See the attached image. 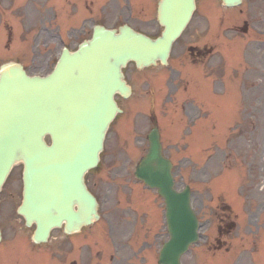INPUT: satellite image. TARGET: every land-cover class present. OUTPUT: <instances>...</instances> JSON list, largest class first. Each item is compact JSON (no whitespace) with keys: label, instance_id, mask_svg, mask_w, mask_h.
<instances>
[{"label":"rangeland","instance_id":"rangeland-1","mask_svg":"<svg viewBox=\"0 0 264 264\" xmlns=\"http://www.w3.org/2000/svg\"><path fill=\"white\" fill-rule=\"evenodd\" d=\"M43 1H40L39 15L31 16L27 22L28 27H25L29 29L28 32L34 34V39L37 33L36 27L40 24L41 42L47 47L44 51L41 49V55L57 52L59 46L56 45L55 35L60 31V34H65V38L69 41L67 45L74 49L82 37L90 34L91 22L94 18L100 17V20L102 18L101 21L107 26L115 24L114 22L120 18L113 20L117 15L118 6L113 8L109 3L106 5V0H104L105 5L98 0H85L88 7L84 8L80 5L79 10L78 7L77 10L74 8L75 15L72 22L65 17L50 15L49 11L42 8ZM119 1L122 2V0ZM101 5L105 6L102 10ZM122 12L123 16L128 14L126 10ZM208 13H203L206 15L201 18L200 43L199 45L191 43L192 46H200L205 42L209 44L212 40V23L209 25ZM219 13L230 14V11L225 10ZM78 17H80L79 23H77ZM133 22L142 25L140 20L133 19ZM146 29L152 31L151 27ZM0 34L3 33L0 31ZM31 39V36H25L23 40L15 39L9 49L0 51V59L15 58L20 55L24 63L26 59L30 62L27 66L29 73L42 71L37 65L38 58L35 57L38 53L30 54ZM187 48L185 39L180 40L171 53L170 60L172 59L173 68L170 66V69L166 68L158 72V75H161L159 77H162L160 80L162 82L158 85L163 91V105L161 109L156 107L158 122L165 129L163 130L164 154L170 157L174 164L176 187L181 189L184 184L190 185L191 203L200 221V239L182 257V263L212 264L211 260L217 258L251 259L253 255L256 258L262 257L261 263L264 264V210H262L264 205V87L257 86L264 82V79L260 77L263 63L260 58L254 59L251 54L248 59L245 60L243 57L236 62V65L234 63L232 68L227 67L228 70H224L228 65L226 57L221 55L208 64V67L213 66L214 73L227 72L223 77L217 75L221 80L217 82L218 89L221 91V86L228 88L229 83L233 82L234 88H238L239 92L243 89L245 101L242 102L241 99L236 101L238 117L225 123L223 121L235 113L227 107L228 101L223 102L219 99L227 98V96L220 97L221 93L213 94V96L200 93L199 98L213 110L211 119L220 123L218 125L221 127L227 126L225 130H218L224 133L222 136L218 137L210 133L208 136L206 131L202 139L200 135L203 132L200 133L198 130L196 133L197 125L186 129L192 121H197L199 112L193 109L188 115H183L180 109L182 102L195 99L194 89L191 90V88L194 83V68L197 69V67L184 55ZM235 59L236 57H229L228 61ZM238 67L244 69L242 75L240 68L236 69ZM248 67L249 71L246 73ZM174 69L179 71L181 79ZM151 73L148 72V74ZM155 73L157 74V71ZM125 74L135 88L128 100L130 105H135V109L128 112L126 117L121 115L111 125L106 136L100 166L88 175V180L100 200V211L113 220L117 237H124L127 241L130 232L134 230L136 237L132 242L143 243L146 249L139 252L145 256L146 262L150 257L154 262L160 243L166 238L163 217L161 218L163 202L155 191L146 190L133 177L134 165L147 146L145 137L151 126L147 110L151 104L147 95V83L137 81L138 75L132 66L127 67ZM228 76H233V80L225 78ZM173 82L174 84H171ZM235 94L233 92L234 99H236ZM140 97L143 101L137 99L141 103L136 106L135 99ZM166 98H170L169 101ZM120 102L125 103L123 100ZM125 108L127 109V106ZM177 116L186 121L179 122ZM210 124L217 125L214 122ZM124 125H127V128L121 129ZM203 126L206 129L205 122ZM20 172L21 167H16L11 172L0 194V228L6 233L7 238L14 236L13 228L22 225V219H18L15 213V207L20 199ZM221 177L223 180L220 179ZM129 214L131 217H136V220L131 221ZM223 220L224 223L221 224ZM219 229L222 232L228 230L226 236L219 235ZM26 233L28 234L27 231ZM58 236L59 232H55L48 246L32 247L26 235L17 233L10 241L0 246V260L3 264H11V255H13L19 264H61L66 257V238H63V247H58L53 254L52 250L55 248L53 244L59 242ZM219 239L222 241H220L221 250L215 249ZM52 246L54 248H51ZM252 251L255 253L252 254ZM129 256L127 249L123 252L120 264H126L125 258ZM68 259L70 257L66 258L67 262ZM130 259L133 260V257ZM90 261H85V264H90Z\"/></svg>","mask_w":264,"mask_h":264},{"label":"water","instance_id":"water-1","mask_svg":"<svg viewBox=\"0 0 264 264\" xmlns=\"http://www.w3.org/2000/svg\"><path fill=\"white\" fill-rule=\"evenodd\" d=\"M233 5L240 0H222ZM193 0H161L162 36L150 40L130 29L94 31L75 52H67L45 77H29L21 66L0 69V190L12 166L23 164L22 203L26 225L36 224L34 242L46 241L51 228L71 232L98 218L97 203L84 184V173L96 166L109 123L119 110L114 94H130L121 67L164 62L172 38L184 25ZM50 137V144L45 136ZM149 150L135 174L164 197L172 239L162 264H179L197 238V220L187 187L173 189L171 163L160 151L159 134H149Z\"/></svg>","mask_w":264,"mask_h":264},{"label":"flooded vegetation","instance_id":"flooded-vegetation-1","mask_svg":"<svg viewBox=\"0 0 264 264\" xmlns=\"http://www.w3.org/2000/svg\"><path fill=\"white\" fill-rule=\"evenodd\" d=\"M262 2H263V0H244V3H246L248 5V10L246 12V16L248 18H247V20L246 19L244 20V30L248 34V36H250L251 38L264 37V23L262 21L257 22L256 20L250 19L248 22V19L251 17L249 15V12H250V10H252V7L257 3L261 4ZM138 12H140V15L146 16V17H139L140 21H142V20L148 21L149 20V18H148L149 15H148L147 9L138 7ZM145 14H147V15H145ZM85 230L83 229L79 234L70 236V243H69L70 249L74 246V244H79L81 241H83L85 239L83 237V236H87V233L85 234V232H86ZM102 233H104L102 229L97 231V234L99 236H101ZM88 236H89V234H88Z\"/></svg>","mask_w":264,"mask_h":264}]
</instances>
